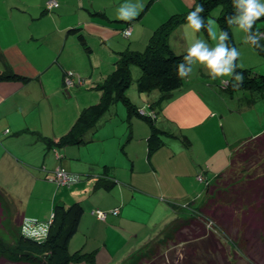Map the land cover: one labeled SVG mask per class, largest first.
<instances>
[{
    "label": "rangeland",
    "instance_id": "rangeland-1",
    "mask_svg": "<svg viewBox=\"0 0 264 264\" xmlns=\"http://www.w3.org/2000/svg\"><path fill=\"white\" fill-rule=\"evenodd\" d=\"M227 1L233 0L220 3L221 9L220 5L210 7L208 13L204 15L207 25L209 20L215 22L214 31L217 33V39L213 40L209 35L208 27L196 31L189 25L188 20L181 19L182 14L192 10L195 0L190 2L187 0H0V36L7 37L1 42L20 45L34 56L46 55L48 56V59L45 56L46 64L49 60L52 61L45 69L42 85L36 82V88H32L33 82H30L29 88L23 90V95L19 94L17 98L16 95L12 98L5 96L0 102V124H2L0 126V241L7 250L15 248L20 234L23 217L19 211L23 212L25 220L35 224H45L52 214V206L55 203L64 202L65 205H69L81 198L91 199L92 188L86 189L85 183L91 180L89 186H93L96 177L87 179V176H82V179L85 178L82 180L83 183L69 186H56L53 180L48 179L44 182L40 177L27 180L23 178V175L25 176L23 170L29 173L32 169L27 165L26 160L18 166L17 163L11 162L4 151L31 159L38 154L36 145L40 141L46 144V140L41 135L58 138L68 131L80 110L91 104L103 102L106 97L105 80H108L109 74L116 69V51L124 49L134 35L141 39L149 36L156 26L172 14V18L163 26L167 27L168 43L174 52L187 51L197 39L204 40L211 50V47H215L218 43L219 32L223 30L217 16L226 8ZM43 5L46 11H50L48 15L42 14ZM121 5L125 6V10L138 11V15L129 23L134 26L132 36H124L121 31L119 36H110L100 42L101 37L98 38L90 32L86 34L87 45L84 46L76 32L69 31L67 35L63 33L68 26L75 25L78 19L82 21V27H85V19L88 17L94 28L97 27L95 23L101 21L110 23L111 19H120L118 9ZM138 5L143 7L138 8ZM229 16H233V13ZM113 22L119 25L125 23L121 20H113ZM260 22L263 23L264 18L257 20V23ZM230 27L232 38L228 35L233 41L229 40L227 44L233 47L234 42L235 48L240 53L236 63L246 68L238 74L246 75L252 71V75H256L264 82V76H261L264 75V55L256 51L253 45L245 42L247 33L237 25ZM258 30L264 32V26ZM148 41L144 39L142 47ZM259 42L264 46V39ZM56 57L57 61H55ZM61 68L72 73V82L68 83L69 94L63 96L58 92ZM130 68L132 80L124 87L123 93L125 95L130 93V96L135 94L137 97H139L138 92L140 93L136 110L142 117L134 113L130 106L131 98L119 97L113 101L118 97L114 93L115 97L110 96L109 104L105 102V112L97 119L94 126L85 130L86 142L82 143L90 145L92 167L96 171H102L106 165L109 169L110 165V172L114 169L110 162L120 163L125 160L126 154L131 157L130 165L135 163L136 167H143L147 162L144 152H140L139 149L144 145L153 147L156 152L151 153L150 161L156 168L158 167L160 180L156 183L155 180L142 176L141 184L148 189H158V192L167 198L162 200L165 205L170 201L177 207L174 209L168 205L170 210L167 211L159 201L157 213L165 210L164 217H161L158 223L144 224L145 213L154 212L156 199L145 196L142 192L141 194L136 192L138 194L136 198L125 206L124 215L127 217L125 228H138L141 232H146L145 238L136 239L129 236L127 230L124 235L118 231L115 234L116 240L113 238L108 241L112 249L108 254L107 264H134L143 261L140 252L146 248V244L160 237L164 228L168 227L177 216L187 214L189 207L187 208L186 205L190 202L197 205L202 201L205 184L209 182L214 172L225 168L231 150L239 142L264 128V95L258 96V93L264 92V84L256 86L255 83H251L250 89L244 88L242 84L234 87L236 82L224 86L221 81H226V78L231 76L213 79L205 65L194 63L193 71L183 80L185 85L175 91V94L191 86L210 113L202 116L197 123L187 125L170 112L175 105L174 100L162 98L157 101L159 98H151L149 95L154 96V94H147L146 88L136 83L138 73L133 70L138 71L139 67L133 64ZM67 73L69 71H66ZM249 90H253L254 95ZM250 96L256 99L247 101L246 98ZM161 109H167L169 113ZM125 117H129L127 122L132 125L133 137L136 140L128 138L129 133H124ZM30 125L31 127H26ZM18 129L22 131L19 130L20 135L15 137L14 131ZM124 141L128 143L125 145ZM132 151L137 157L130 154ZM142 152L143 157L140 158ZM187 162L192 169L197 170L196 174L188 176L185 173ZM116 169L118 170V167ZM202 169L205 170L204 173ZM137 170L134 174L131 173V176L133 174L132 178L140 179ZM146 179L149 181L146 182ZM76 186L78 189L82 188V191L73 192L75 195H72L70 191ZM22 189L28 192H23ZM5 192L16 196L15 204ZM17 216L20 217L19 221L16 219ZM85 225L86 223L82 222L80 227ZM79 236L80 234H77L76 237ZM127 236L129 238L126 247L117 252V245L126 242L123 237ZM262 244L264 249V242ZM73 246L74 244L70 245V251L74 250ZM174 248L175 250L167 251L168 257H173L179 247ZM263 256L253 255L248 258L243 254L235 257L234 261L223 264H264ZM0 264L28 263L12 262L7 256L0 254Z\"/></svg>",
    "mask_w": 264,
    "mask_h": 264
},
{
    "label": "trees",
    "instance_id": "trees-1",
    "mask_svg": "<svg viewBox=\"0 0 264 264\" xmlns=\"http://www.w3.org/2000/svg\"><path fill=\"white\" fill-rule=\"evenodd\" d=\"M225 1L195 0L192 10L182 14L181 19L187 20L188 14L198 5H203L204 11L199 15L204 17L210 7ZM227 2L226 8L221 10L217 17L220 19L223 31H229L228 34L232 38L226 16L236 14V9L233 1ZM171 16L152 30L148 43L141 49L125 48L117 51L116 69L109 74V79L105 80L106 97L103 102L91 104L80 110L71 128L57 139L43 137L47 144L62 147L85 142V130L94 126L97 119L105 112V102L109 104L110 96L115 97L114 93L118 96L113 101L119 97L128 99L123 90L131 80L130 67L133 64L139 67L136 83L146 88L147 92L157 90L161 98H171L175 91L185 85L183 82L185 77L181 78L178 75V66L185 62L184 58L188 51L174 52L168 43L167 27L163 26L169 22ZM262 18L264 17L260 19ZM113 20L125 22L118 27L121 30L131 22V20L111 19L109 24L114 28L119 24L114 23ZM203 22L205 27L202 28L206 29L205 17ZM262 26L264 22L256 21L252 31ZM68 31H75L81 39L83 38L80 27H71ZM233 47H235L234 42ZM252 47L264 55V46L260 44V47ZM235 64L234 73L246 69L237 65L236 61ZM65 72L62 73V81ZM234 75L226 78L227 84L236 82ZM241 75L244 88L250 89L251 83H255L256 86L264 84L261 78L252 75V71ZM8 78L26 80L15 72H0V79ZM249 91L254 95L253 90ZM262 94L264 95V92L258 93V96L262 97ZM255 99L254 96L246 98L247 101ZM130 106L138 116L142 117L136 110L137 106L131 102ZM98 183L105 182L99 178L95 184ZM204 190L202 201L197 205L193 202L186 205L187 208L189 207V212L177 216L160 237L147 244L140 252L143 261L134 264H223L234 261L235 257L243 254L248 258L253 255H264L262 244L264 242V128L259 133L242 140L231 150L226 167L205 184ZM83 210L79 201L69 205L56 203L48 220V232L44 239H35L20 232L15 248L7 250L0 241V254L7 256L12 262L28 264H72L73 262L95 264L92 251L68 249V239L76 231ZM16 219L19 221L20 217L17 216ZM174 247H179L176 254L168 257L167 251L175 250Z\"/></svg>",
    "mask_w": 264,
    "mask_h": 264
},
{
    "label": "crops",
    "instance_id": "crops-1",
    "mask_svg": "<svg viewBox=\"0 0 264 264\" xmlns=\"http://www.w3.org/2000/svg\"><path fill=\"white\" fill-rule=\"evenodd\" d=\"M187 1L190 2L192 0H187ZM42 10H43L42 12L43 15L45 14L48 15L47 13L50 12V11L45 10V5L42 6ZM81 22L82 21L78 19L75 21V25H70L67 28L69 29L71 27H80V32L82 33L83 38L81 39L78 33H77V36L81 40L82 45L84 44L87 45L86 40H85L86 34H89L90 32H93L94 35L98 36V38L101 37L100 42H103L107 37L119 36L120 32L123 30V29L121 30L120 28H118L120 25H117L116 26L117 28H114L106 21L95 23L97 27L94 28L91 26L88 17L85 19V22H86L85 27H82ZM128 26L131 28V33L129 36H132L134 34V26H131L130 24ZM68 29H66V31L63 32L65 33V35H67V33L69 32ZM116 30H119V31H116ZM72 32H75V31H72ZM150 35L143 39H141L140 37H136L134 35L133 38L126 44V47H124V49L125 48L136 49V50L141 49L140 47H142V45L144 44V39L145 41H148L150 38ZM6 38L7 37L5 35L0 36V69H2L1 70L2 72H7V71L15 72L25 77L26 80L17 79V78L1 79L0 80V102L4 99L5 96L12 98V96L16 95L15 97L17 98V95L19 94L23 95V90L29 88L30 82H33L31 83L32 88H36V85H35L36 82L39 85H42V81L44 80L45 69L52 62L51 60H49V63L46 64L45 63L46 55L43 57L34 56L32 55V52L26 50L20 45L3 44L1 40L6 39ZM50 49L52 50V48ZM121 50H123V48ZM44 51L46 53H50V51H46V50ZM117 51H120V50H117ZM57 57H58V54H57ZM57 57L55 61H57ZM46 58L48 59V56H46ZM136 70H133V72L138 73V76H139V70L138 71ZM60 71H61L60 72V84H59L58 92L60 95L62 94L63 96L65 94H69V90H68L69 87H68V84L65 82V80L62 81V73L64 71H70V70H65L61 68ZM150 93L154 94V96L149 95L151 98L152 97L156 99L159 98L157 101H160V99H162L159 96V93L157 90H151L147 92V94H150ZM138 94H139L138 95L139 97H137V95L135 94H132V96H130V93L127 95L128 99L130 98L132 99L131 103H133L136 106H137V103H139L138 99L140 98V93L138 92ZM169 99H170L169 101L174 100L173 102L175 104L174 106H172L170 112L175 117H179L180 122L187 123V125L197 123L198 121H200V118L202 116H204L206 113L207 114L210 113L208 109H206V106H204V103L199 98L198 94L191 88V86L187 87V90L180 91L179 93L175 94L174 92L173 96ZM162 111L165 113H169L167 109H164ZM127 115L129 116V114ZM129 117L124 118V121H125L124 133H129L128 138L136 140V138L133 137L132 125L129 122H127V119H129ZM1 125L2 124H0V126ZM26 127H31V125L26 126ZM19 130L20 129L14 131L15 137L20 135L19 133L22 130L20 131ZM41 137H48V136L41 135ZM53 138L57 139L56 137H53ZM127 143H128L127 141H124L123 144L126 145ZM36 146H38V152H37L38 154L37 156H34L31 159L29 157L28 159L22 158L21 156L19 157L16 154L14 155L8 151L7 152L4 151L7 157L10 158L11 162L17 163L18 166H20V164L23 163L24 160H26L27 165L32 169V171L28 173L25 170H23L25 174V176L23 175L24 179L26 178L27 180H30V179H36V177L37 178L40 177V180H43L44 182L45 180H48V179L51 180L52 170L55 167L59 166L63 170L79 174V180L73 183L75 185L83 183L82 180H84L85 178L82 179V176L83 177L87 176V179L88 177H96L95 182L99 178L104 180L105 182L104 184L102 183L95 184L94 182L93 186H89V183L91 182V180H88L85 183L86 189L92 188L90 193H92L91 196L93 195V197L91 199L88 198L84 200L81 198L78 200L83 206L84 210L79 217L76 231L68 239L69 251L71 248L70 247L71 244L72 245L74 244L73 246L74 250L72 251H75V250H80L81 252H91L92 251L93 262L95 264H107L108 254L110 250L112 249L111 243H109L108 241L113 240V238H115L116 240L115 234L118 233V231H121L122 234L124 235L127 230L129 232V236L131 237H134L140 240L145 238L146 232H141V230L138 228H129V229L125 228V225H126L125 219L127 218L126 215H124L126 213L125 206L127 203H129V201L131 202L132 200L136 198V195H138L137 193L141 194L142 192L145 196H149L151 198L156 199L155 205H154V208H155L154 212L145 213L146 215L144 216V221H145L143 222L144 224L148 222H150V224H155V222L158 223L159 221H161V217H164L163 212L165 210H163V212L157 213V206L159 205V201L161 204H163L164 206L163 209H166L167 211L170 210V208H168V205H170L174 209H176L177 207V205H172L170 201H167V205H165L162 202V200H166L167 198L165 195L160 194L158 192V189H151V188L148 189L147 187H143V185L141 184L142 176H146L145 178L153 179L156 181V183H158V181L160 180L158 172H157L158 167L156 168L150 161L151 153L156 152L153 150V147L144 145L143 147H141L142 149H139L140 152L141 151L144 152L145 154L144 157L147 162L146 164L144 163L143 167H138V166L136 167L135 163L133 165H130L132 163V162L129 163V161H131L130 159L131 157H129L126 154L125 160H122L120 163L119 162L114 163L113 161L110 162L114 168L112 172H110V165H109V169H108V166L106 165L102 171H96L92 167L93 164L91 163V159L93 158L89 152L90 151L89 144H83V143L70 144V145H66L62 147L58 146L60 148H57L54 145L52 146L51 144L50 145L47 144V142L45 144V142L40 141L39 144ZM143 152L142 154L139 153L141 154L140 158L143 157L142 156ZM130 154H133L135 157H137V155L133 153V151ZM185 166H186L185 173L188 176H192L194 175V173L196 174L197 170L192 169L190 163L187 162ZM117 167H118V170L116 169ZM33 169H34V172H33ZM136 169H138L137 173L140 179L132 178L134 171ZM202 172L204 173L205 170L202 169ZM217 172H214L210 176L209 182L213 179V176ZM131 173H133L132 176H131ZM120 174H122V176H120ZM149 179H146V182L149 181ZM22 191L28 192L26 189H22ZM80 191H82V188L78 189V187L76 186L74 189L70 191V193L72 195H75V193H79ZM6 195L7 197H10V199L13 200V203L15 204L16 196H12V193H10L9 195L6 193ZM160 195H163V196H160ZM60 204H64V202H60ZM53 206H52V209H53ZM115 207L118 208V213L116 215H113L108 212L110 209L115 208ZM93 209H101L108 213H106L105 217L101 219V218H98L92 212ZM19 214L22 217H24L23 212L19 211ZM82 222L86 223V225L81 228L80 226ZM170 225H168V227ZM168 227L166 226L164 228V231ZM77 234H80V236L76 237ZM109 234L111 235L110 237H109ZM129 236H127L126 238L123 237V240L125 239L126 242L117 245L116 247L117 252H119L120 249L123 250L126 247L125 244L128 243L127 239L129 238ZM77 238H78V241H77ZM123 240H120V241H123ZM97 259H99V262H97Z\"/></svg>",
    "mask_w": 264,
    "mask_h": 264
},
{
    "label": "clouds",
    "instance_id": "clouds-1",
    "mask_svg": "<svg viewBox=\"0 0 264 264\" xmlns=\"http://www.w3.org/2000/svg\"><path fill=\"white\" fill-rule=\"evenodd\" d=\"M236 9V15L229 16L226 22L229 26L237 25L241 30L247 33L245 42L253 46L260 47L259 41L264 39V32L259 30L252 31L254 24L261 17H264V0H233ZM143 5H138L142 8ZM204 11L203 5H198L195 11L190 12L187 16L189 25L199 31L205 27L203 17L199 14ZM138 15V11L125 10V6L121 5L118 9V17L125 21H130ZM215 22L209 20L208 31L213 40L217 39V33L214 31ZM229 39L228 32L221 30L218 35V43L215 47H211L202 39H197L195 43L188 48V54L184 58L185 62L181 63L178 68V75L181 78L188 76L192 71L194 63L205 65L211 77L233 76L236 68L235 61L240 53L237 48L229 47L227 41ZM188 67H185V66ZM234 80L237 82L234 87H239L243 83V76L235 74ZM226 86L227 81H221ZM26 219V218H25Z\"/></svg>",
    "mask_w": 264,
    "mask_h": 264
},
{
    "label": "built area",
    "instance_id": "built-area-1",
    "mask_svg": "<svg viewBox=\"0 0 264 264\" xmlns=\"http://www.w3.org/2000/svg\"><path fill=\"white\" fill-rule=\"evenodd\" d=\"M53 3H56V1H53ZM130 32H131V28L129 26H127L122 30V34L124 36H128ZM64 80L67 84L69 82H72V73L70 71L67 74L65 72ZM51 180H53L57 186H69L79 180V174L63 170L61 167L57 166L52 170ZM92 212L98 218L103 219L106 213L108 212L113 215H116L118 213V208L117 207L112 208L108 212L101 209H93ZM20 232L28 236H32L35 239H44L47 236V232H48V221L45 224L44 223L35 224L32 221L23 219L21 223Z\"/></svg>",
    "mask_w": 264,
    "mask_h": 264
},
{
    "label": "bare ground",
    "instance_id": "bare-ground-1",
    "mask_svg": "<svg viewBox=\"0 0 264 264\" xmlns=\"http://www.w3.org/2000/svg\"><path fill=\"white\" fill-rule=\"evenodd\" d=\"M235 74V73H234ZM227 83H228V80L226 79Z\"/></svg>",
    "mask_w": 264,
    "mask_h": 264
}]
</instances>
